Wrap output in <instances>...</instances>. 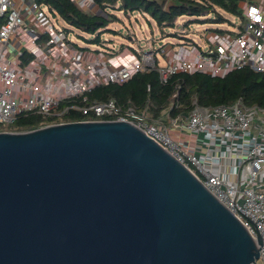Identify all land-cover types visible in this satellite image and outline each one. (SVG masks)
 I'll use <instances>...</instances> for the list:
<instances>
[{"label":"water","instance_id":"95a60500","mask_svg":"<svg viewBox=\"0 0 264 264\" xmlns=\"http://www.w3.org/2000/svg\"><path fill=\"white\" fill-rule=\"evenodd\" d=\"M258 256L235 216L129 122L0 131V264H251Z\"/></svg>","mask_w":264,"mask_h":264},{"label":"built area","instance_id":"2783aa9c","mask_svg":"<svg viewBox=\"0 0 264 264\" xmlns=\"http://www.w3.org/2000/svg\"><path fill=\"white\" fill-rule=\"evenodd\" d=\"M73 1L81 8H88L86 0ZM24 11L36 17L42 13L35 1L0 0V16L4 19L0 26L1 42L5 43L18 27L31 32L24 20ZM239 16L243 19L242 28L237 26L233 34L218 33V38L209 42L204 50L197 48L191 58L167 59L165 64L159 65L153 51L141 52L129 66L121 63L99 80L123 83L134 73L151 69L157 71L163 83L175 73L195 70L218 74L248 67L264 72V0H243ZM63 34L58 30L57 38ZM54 40L55 37L50 38L49 42ZM72 58L79 60L81 54L76 53ZM17 84L26 87L24 70L0 61V123L12 122L18 114L28 111L43 118L57 117L58 120L45 125L63 123L67 121H63L62 116L71 110L85 116L77 121L131 123L185 166L235 216L256 243L259 256L251 264H264V189L257 186L259 174L264 170V108L246 106L241 98L228 104L205 107L199 106L193 98L189 110L170 116L169 110L178 106L175 93L168 108L158 117L152 116L147 103L137 108L129 101L125 105L119 104L114 98L83 105L71 103L56 111L61 99L17 98L14 96ZM31 90L36 94L39 86L32 85ZM173 131L194 134L206 148L197 154L192 148L195 142L190 145L188 140L173 136ZM211 166H219L220 170L213 172ZM258 236L260 243H257Z\"/></svg>","mask_w":264,"mask_h":264},{"label":"trees","instance_id":"16d2710c","mask_svg":"<svg viewBox=\"0 0 264 264\" xmlns=\"http://www.w3.org/2000/svg\"><path fill=\"white\" fill-rule=\"evenodd\" d=\"M34 1L38 5H46L55 17L63 21L67 26L63 27V32L77 30L90 37L79 35L87 44L105 46V49L109 50L101 37L104 32L118 33L116 29L110 27V24L120 21L115 11H120L126 16L138 12L153 19L162 29L167 25L172 26L175 20L183 15L196 19L213 13V20L220 23L224 19L223 13L239 15L243 0H172L177 5L168 11L164 9L168 0H93L94 6L91 9L81 8L73 0ZM3 22L4 19L0 16V26ZM216 32L223 33L221 30ZM122 48L111 53L105 50V53L113 56ZM30 59L32 54L22 53L21 64H26ZM175 93L178 106L169 110L170 116L189 110L193 98L199 106L205 107L228 104L241 98L246 106L256 105L264 108V72L254 71L248 67L218 74L195 70L175 73L163 83L159 80L157 71L151 69L136 72L123 83H100L79 95L61 99L56 111L71 103L83 105L86 102H104L114 98L119 104L125 105L129 101L137 108H142L147 103L152 116L158 117L168 108ZM84 97L86 101H83ZM84 117L80 112L71 110L64 114L62 119L77 121ZM56 120L55 115L43 118L34 111L22 112L13 120V127L5 131L33 130Z\"/></svg>","mask_w":264,"mask_h":264},{"label":"crops","instance_id":"0c3cea01","mask_svg":"<svg viewBox=\"0 0 264 264\" xmlns=\"http://www.w3.org/2000/svg\"><path fill=\"white\" fill-rule=\"evenodd\" d=\"M86 2L88 8H93V0H86ZM39 7L42 12L39 17L25 11L23 13L31 32H24L21 27H18L5 43L0 41V61L9 62L10 66L24 70L26 74L27 85L22 88L17 84L14 87L15 97L24 100L37 96L64 99L79 95L97 84L105 83L99 78L104 79L109 71L125 63L126 58L131 56V51L126 47L113 56H108L105 50L111 53L114 49L107 50L105 46H103V51L99 50L95 44H88V47L82 48L68 37L70 31L63 32V37L57 38V31L63 29L62 26H58L61 25L62 20L55 17L46 5H39ZM43 8L48 11L49 15L44 12ZM214 35L213 32L206 34L207 43L215 39ZM54 37L55 40L49 42V39ZM24 52L32 54V59L26 64H21V55ZM76 53L81 54L79 60L72 58ZM178 54L177 56L168 52L164 54V57L166 60L193 57V54L187 56H181L180 52ZM32 85L39 86L38 93H33ZM173 136L188 140L190 145H194L195 142L192 148L197 154H201L206 148L203 141L200 142L201 139L192 133L173 131ZM210 170L218 172L220 168L211 166ZM257 186L264 189V170L259 174Z\"/></svg>","mask_w":264,"mask_h":264},{"label":"rangeland","instance_id":"374dc122","mask_svg":"<svg viewBox=\"0 0 264 264\" xmlns=\"http://www.w3.org/2000/svg\"><path fill=\"white\" fill-rule=\"evenodd\" d=\"M44 12L49 15L46 9ZM115 13L120 21L110 24V27L116 29L118 33L104 32L101 38L109 48L119 50L121 47H126L131 51V56L126 58L125 61L128 66L139 58L141 52L153 51L159 65L167 62L164 54H168V52L177 56L179 55L178 52L181 56L192 55L197 48L203 50L206 48L208 44L205 38L207 33H215L214 37L216 39L219 37L216 30L233 34L237 26L239 28L243 27V19L239 15L235 16L227 13H223L224 19L220 23L213 20V13L196 19L183 15L178 17L172 26L167 25L162 29L157 26L153 19L148 16L144 17L138 12L130 13L128 16L120 11H115ZM60 24L58 26L67 27L63 21H60ZM69 33L68 37L78 46L88 47V44L77 35L90 38L89 36L77 30H71ZM214 40H211V42ZM98 47L99 50L103 49L102 46ZM12 122L0 123V131L11 129L13 127Z\"/></svg>","mask_w":264,"mask_h":264}]
</instances>
